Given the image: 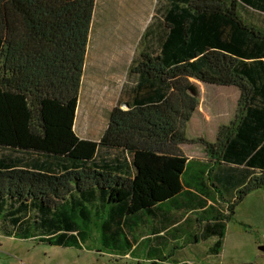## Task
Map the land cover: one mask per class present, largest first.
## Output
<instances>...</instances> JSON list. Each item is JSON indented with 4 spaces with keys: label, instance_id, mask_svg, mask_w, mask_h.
<instances>
[{
    "label": "trees",
    "instance_id": "1",
    "mask_svg": "<svg viewBox=\"0 0 264 264\" xmlns=\"http://www.w3.org/2000/svg\"><path fill=\"white\" fill-rule=\"evenodd\" d=\"M159 1L165 4L155 13L163 14L164 30L153 38L150 22L141 39L155 40L158 50L144 45L129 71L145 78L144 90L165 85L166 92L157 102L115 105L100 139L71 152L69 145L79 143L73 124L95 0H0V146L9 149L0 159V216L14 228L6 227L7 234L33 217L51 231L42 239L67 246L77 229L64 205L88 215L85 202L97 199L110 206L105 228L125 230L126 217L183 191L185 142L201 143L211 162L201 170L213 171L210 193L236 188L229 214L264 188V27L240 13L245 5L264 13V0ZM190 78L239 90L234 118L219 126L214 141L187 137L199 105ZM201 184L207 189L202 178ZM224 215L210 217L221 233L202 235H217L215 254Z\"/></svg>",
    "mask_w": 264,
    "mask_h": 264
},
{
    "label": "rangeland",
    "instance_id": "2",
    "mask_svg": "<svg viewBox=\"0 0 264 264\" xmlns=\"http://www.w3.org/2000/svg\"><path fill=\"white\" fill-rule=\"evenodd\" d=\"M164 4V1L157 0H95L73 131L79 143L77 146L69 145L71 152L87 150L83 142L88 139L82 138H99L106 126L109 111L115 105L124 107L120 102L137 77L129 71L132 59H139L144 45L147 51L154 52L155 40L141 39L150 22H153V38L156 31L163 32V14L155 13V7ZM240 13L246 22L264 27V14L242 7ZM194 79L190 81L198 89L199 103L202 101L203 107L209 106L210 113L217 115L219 120L230 122L236 112L238 88L217 86L215 90V86ZM200 119L198 114L192 119L194 131L201 129ZM202 124L210 132L207 129L211 128L210 124L205 121ZM189 135L190 132L187 137ZM185 143L183 150L187 155L200 153L198 141ZM204 168L193 162L185 174L186 180L201 186V178L207 183L213 181V171L209 175L201 174ZM211 188L217 196V209L225 212V233L217 255L209 251L217 237L202 240L198 233L199 212L191 215L194 224L190 221L180 226L185 232L181 235L186 236V241L169 233L167 239L160 243L159 250H152L148 254L153 242L139 239L140 228L136 230V226L132 225L129 233L126 230L112 232L105 228L110 206L107 201L103 203L97 199L85 202L88 215L81 214L80 206L72 202L64 205L77 229L72 232L76 241L69 240L67 246L42 239L51 231L36 226L33 217L22 225V229L7 234L6 229L11 224L8 220H4L3 224L0 216V264H264V188L248 193L231 214L228 204L232 202L236 188L219 187L214 191ZM213 215L211 211L204 218ZM132 218L138 221V227L141 226L139 217L134 214ZM142 230L148 232L145 228ZM131 238L137 244L132 249L131 244L127 243V240L131 242ZM157 256L169 259V262H162L156 259Z\"/></svg>",
    "mask_w": 264,
    "mask_h": 264
},
{
    "label": "crops",
    "instance_id": "3",
    "mask_svg": "<svg viewBox=\"0 0 264 264\" xmlns=\"http://www.w3.org/2000/svg\"><path fill=\"white\" fill-rule=\"evenodd\" d=\"M242 8L252 9L250 7H247L246 5L242 6ZM252 10H254V9H252ZM255 11H257V10H255ZM258 12L262 13L261 11H258ZM262 14H264V13H262ZM143 79L145 80L144 77L142 78L140 76H137L135 78L132 85L130 86V89L126 91V93L124 94V96L122 98V101L120 102L122 105H124V107H122V108H128L126 103L133 104L135 102L134 101L135 99L139 100L140 103H149L150 101L157 102L160 99V96H162L163 93L166 92L165 91L166 90L165 85H160L161 87L155 85V86L149 87V88L144 90V87L142 86V83L144 82ZM192 79H194V78H192ZM148 80L150 82H153V79H151V78H149ZM194 80H196V79H194ZM197 81L201 82L199 80H197ZM137 83H139L140 87L136 91L135 86ZM201 83H204V82H201ZM204 84L211 85V87L215 86V90H216V88H218L217 86H224V85L209 84V83H204ZM226 87H228V86H226ZM134 93H136V94H134ZM237 93H238V97H239V90ZM152 96L154 97L153 99L151 98ZM79 102H80V99L78 97V102H77V106H76V110H75L74 124L76 122L77 111L79 108ZM203 105H204V103L202 101H200L197 109L195 110L192 117L190 118V120L187 123L186 132H187V135L190 132V135L188 136V138L203 137L206 140L214 141L216 139L219 126L221 124H226L228 122H224L223 120H219L217 115L215 116L214 114L210 113V110H209L210 107L209 106L203 107ZM205 108L208 110H206ZM110 112L111 111H109V113H108L107 123H106L104 130L106 129V127L108 125ZM197 114H198V116L201 117V119H200L201 129H199V130L196 129L199 132H197L196 130L194 131L191 127V121ZM234 115H235V112L233 113V118H234ZM202 121L208 122L210 124L211 128H207L208 130H210V132H208L206 130L204 124H202ZM74 124H73V131L75 132ZM104 130H103V132H104ZM103 132L101 133V135L103 134ZM194 133H196V135H193ZM101 135L97 139L82 138V137L81 138L93 140V141H98L100 139ZM185 144L181 143L179 145L181 151L189 160L188 167L182 173V176H181L182 177V183H183V191L173 198L167 199L163 202L156 204L155 206H153L150 209H146V210L139 212L138 217H139V222H140L141 226L138 227V221H136L130 217L129 218L126 217L123 221V224L125 226V230L128 233L131 231L132 225H135L136 230L138 228H140L139 239H141L143 241L148 240L150 243L153 242L151 244V246L148 248V251H147L148 254H150L152 250L158 251L160 243L164 242V239H167V236L169 233H173L174 234L173 237H178V238L184 239L186 241V236L181 235V233H185V232L180 228V226L183 223H188L190 221H192V223L194 224V221L191 218V215L195 212L201 213L200 222H198V224H197V228L199 230L198 233H200L201 238H202L203 234L208 235V233H221V228H220L221 223H219V221L213 220L211 218H210L211 220L209 218H204V215H206L208 212H211V211H214V214H216V215L219 213H225V212H223V209H220V210L217 209V206L215 204L216 202H218L217 198H216L217 196H215L216 194H214V193H213L214 196H212V193H210V189L208 190L211 183H207V189H205V185L201 186V185H198L196 183H190L186 180V177H185V174L189 170V166L193 162H197V163L201 164L203 167L205 165H209V164L211 165V162H208V156L206 155L204 148L201 145V143H199V145H198L200 153L198 155L196 154L194 156L191 154H189V155L186 154V152L183 150V145H185ZM7 152H9V149L6 150L0 146V159L3 158L4 155H8ZM113 152H115V151H113ZM220 169L223 172H226V167H223L221 165H217L216 170H220ZM195 176H196V174H195ZM210 222H213V223H210ZM144 228L148 232H146L145 230H142ZM173 229H175V231H173ZM223 233H225V232L223 231ZM212 236L217 237V235H212ZM212 236H210V237H212ZM195 240L198 241L197 237H195ZM202 240H205V239L202 238ZM130 243H131V249L134 248L135 246H137L136 241L134 239H132ZM222 243H223V239H222ZM211 247L209 248L210 252L212 251ZM211 253H213V252H211ZM213 254H215V253H213ZM160 257L161 256H157L156 259H165V258H160ZM167 261L169 262V259L168 260L165 259L164 262H167Z\"/></svg>",
    "mask_w": 264,
    "mask_h": 264
}]
</instances>
